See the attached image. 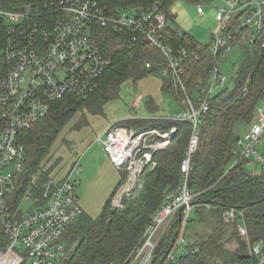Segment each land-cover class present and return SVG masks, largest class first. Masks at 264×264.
Segmentation results:
<instances>
[{"label":"built area","instance_id":"1","mask_svg":"<svg viewBox=\"0 0 264 264\" xmlns=\"http://www.w3.org/2000/svg\"><path fill=\"white\" fill-rule=\"evenodd\" d=\"M21 1L10 9L0 0V50L4 61L0 70V226L7 237L0 247V264H68L74 250L67 242L66 232L83 213L76 191L82 165L75 160L64 175H53L42 182L40 173H36L27 184L25 133L45 118L55 102L66 96L87 98L98 88L99 79L111 63L97 42L102 29L125 34L130 42H148L162 51L168 58V69L161 71L164 75L172 73L175 85L184 92L187 90L181 65L188 53L181 49L175 56L173 49L163 41L164 31L172 24V19L160 1L145 10L130 5L115 13L107 11L100 0ZM218 1L222 3L212 6L217 27L211 52L217 55L222 48L225 51L232 48V35L224 32L238 14L239 30L250 29V43L254 42L264 30V0ZM196 9L204 15L202 3L197 4ZM152 64L147 61V68ZM225 81L216 67L200 105L188 94L182 98L188 106L172 118L190 120L193 124L190 144L181 164L182 180L176 189L167 190L164 204L155 211L143 238L123 264H154L157 245L162 240L161 263L171 244H165L171 221L181 208L184 209L178 235L162 262L176 264L180 255L191 253L187 245L183 248L181 244H186L188 220L192 219L198 194L189 187L192 156L199 146L201 118L210 108L209 97L214 86H221ZM143 98L138 94L130 108L140 106ZM256 112L250 128L237 137L233 151L235 162L229 169L242 161L249 168L264 167V152L260 150L264 139V105ZM159 131L114 123L98 141L117 169L127 170L130 175L127 183L135 186L154 165L151 166L155 163V153L165 149L178 130L163 134ZM152 135H158L161 141H148ZM32 194L36 196V206L24 213L20 202ZM222 216L227 223L238 221L237 230L242 236H248L241 209L226 207ZM251 254L257 255L264 264L263 244L255 243Z\"/></svg>","mask_w":264,"mask_h":264},{"label":"trees","instance_id":"2","mask_svg":"<svg viewBox=\"0 0 264 264\" xmlns=\"http://www.w3.org/2000/svg\"><path fill=\"white\" fill-rule=\"evenodd\" d=\"M1 1L10 9L17 6L13 5L12 0ZM100 1L111 13L130 5L145 10L155 2H161L172 19V24L164 31L163 41L173 49L175 56L181 49L187 51L188 57L181 65L184 72L182 77L195 104L200 105L206 97L217 63L225 49L222 48L217 55L213 54L212 38L211 42L205 44L199 42L191 33L181 29L175 20V14L169 10L178 1L201 4L207 0ZM239 16L238 14L227 24L224 32L225 35H232V47L241 43L242 38L249 40L251 34L250 29L239 30ZM97 42L112 60L99 79L98 88L87 98L66 96L55 102V107L37 123V129L31 130L36 124L25 133L24 139L28 148V165L25 171L27 184L32 182V175L36 173H40L41 182L53 176V172H50L53 167L44 171L45 167L42 165L60 129L79 112L87 110L92 114L102 113L105 104L118 97L124 82L146 77L151 72H160L164 78L163 90L171 93L182 104V89L175 85L172 73L164 75L161 71L162 68L168 69V58L162 51L148 42H130L125 34L103 29ZM246 53L244 61L236 67L232 80L234 86L209 97L210 108L201 118L199 146L193 153L189 172V187L198 193L195 202L202 211L208 212L214 231L189 245L191 253L180 255L176 264H261L258 256L251 254V247L255 243L264 245V167L249 168L245 161L231 169L228 166L234 158L233 151L239 136L237 124L243 121L250 124L259 103L264 100V30L254 42L247 45ZM147 61L153 63L150 68L146 66ZM147 106L152 112L158 108L156 101L151 100ZM163 120L158 122L161 121L165 129L176 126L178 131L171 145L154 155L157 165L147 173L140 197L121 209L113 205L124 179V175L120 173L121 178L104 203L101 214L98 217L83 216L82 223L73 229L75 239L79 237V242L78 246L72 243L74 253L68 264H123L143 238L144 230L155 211L164 204L167 190L179 186L183 176L181 164L190 144L193 124L190 120H179L176 123L167 118ZM144 122L141 121L140 125H144ZM262 150L264 152V147ZM207 202H210L209 206L206 205ZM226 207L242 210L248 230L247 237L237 230L238 221L225 222L222 213ZM201 210L196 213L199 215ZM80 218L69 227L70 230ZM175 224L169 228L165 244L171 243L178 233L179 221ZM229 230H232L230 238L227 237ZM6 238L0 226V247L4 246ZM231 240L237 242L235 249L224 245L225 241ZM162 257L161 252L156 256L154 264H160Z\"/></svg>","mask_w":264,"mask_h":264},{"label":"rangeland","instance_id":"3","mask_svg":"<svg viewBox=\"0 0 264 264\" xmlns=\"http://www.w3.org/2000/svg\"><path fill=\"white\" fill-rule=\"evenodd\" d=\"M12 1L15 6L18 3H22L21 0ZM218 3L221 4L222 2H217V0L203 1L202 4L204 5L205 11L204 15H200L198 13L196 3H188L186 1L176 2L172 7H170L169 12L177 11L179 15L187 16L186 20L188 18L187 22L190 21V27L189 29H185L188 30L199 42L207 43V41L210 40L211 33L217 27L212 6L218 5ZM186 20L183 19V23ZM251 36L252 35L250 34L249 37ZM250 41L251 38H249V41L242 38L241 43H237L231 49L224 51L222 57H220V60L217 63V67L225 76L226 81L221 86L218 84L214 86L212 96L218 95L224 89L228 87L232 88L234 86L232 80L237 69L236 67L240 66L244 61L247 54V45ZM104 54L111 62V57H108L106 52H104ZM3 63V52L0 50V70ZM163 80V74L156 71L151 72L146 77L124 82L121 85V91L118 97L109 100L105 104L102 113L92 114L90 111L85 110L75 114L74 118L62 129H60L59 135L52 143L50 152L46 156L43 162L44 164L42 165L45 167L44 171H48V168L53 167L50 171L51 173L53 172L52 175L61 177L69 169L68 166L72 164L73 160H79L82 165V171L79 174L76 191L78 192L79 204L83 207V214L80 216L81 218L79 217V221L71 230L69 229V232L66 234L67 242L70 246H73L72 248H74V245L78 246L79 242V237L77 240L75 239L76 235L72 232L73 229L82 223V219L84 218L83 216L88 215L90 217H98L101 214L104 203L112 194L114 191L113 189L121 178L120 173L124 175V179L118 188L117 194L113 200V205L121 209V207H126V204L130 201L135 202L140 197L147 173L153 170L157 165L156 161L155 163H152L151 166L153 164L154 165L150 167L149 170L142 176V179L138 181L135 186L131 185L132 183H127L130 176L127 170L120 169L119 171L117 169L107 152L104 150V146H102V144L98 141V137L104 134L105 130L114 123H125L131 127L145 130L156 128L157 130H160L159 132L161 134L166 131L173 132L177 129L176 126L170 129H165L164 125L161 124L162 122H158L159 119H155L149 115L150 110L148 109L147 103L151 98L158 104V108L154 112V115L161 118L167 116L177 117L188 106L187 102H183L182 105L180 101L176 100L171 93H166L163 90ZM186 90L187 92L182 90L181 99L185 97V94L190 96L187 87ZM138 94H142L144 96L141 105L136 106L134 109H130V106L133 104V99ZM261 105H264V100L259 103V106ZM133 116L143 118L144 120L135 121V119H132ZM256 116L257 115H255L251 123L255 121ZM167 119H171L170 121L175 123L179 121L173 119L172 117ZM141 121H145L146 123L144 122V125H140ZM251 123L248 124L243 121L237 124L236 127L239 136L250 128ZM38 126L39 125L37 124L31 130H35ZM175 135L172 136L171 141ZM148 138V141H161L158 135H152ZM261 141L262 146L260 147V150L264 147L263 139ZM170 143L166 148L171 145ZM163 149L160 151H163ZM234 162L235 158L231 160L228 168H230ZM258 169H260L259 166ZM127 187H129L130 190L126 189ZM35 201L36 196L32 194L30 198L23 199L20 202L19 207L24 213H27L36 206ZM209 204L206 203L207 206H209ZM199 210H201V207L196 202L191 216L192 219L188 220L186 244L184 242L181 244V247L183 248L185 245L189 248V245L195 244L196 241L201 239V236L214 231L212 228L213 223L209 220L208 212L201 210L198 215L196 212ZM177 221H180L179 214L171 221L170 228L176 225L177 223L175 224V222ZM229 231L230 232L227 237L231 235L232 230ZM224 245L228 248L235 249L237 247V242L235 240L225 241Z\"/></svg>","mask_w":264,"mask_h":264},{"label":"crops","instance_id":"4","mask_svg":"<svg viewBox=\"0 0 264 264\" xmlns=\"http://www.w3.org/2000/svg\"><path fill=\"white\" fill-rule=\"evenodd\" d=\"M171 12H173V14H175V16H176V18H175V20H176V22H177V24L179 25V26H181V29L183 30V31H187V32H189L188 30H186L185 28H187V29H189V25H190V21L189 22H187L188 21V18H187V20H186V17L187 16H183V15H179V13L176 11H171ZM183 19L184 20H186V21H184V23H183ZM190 33V32H189ZM213 34H214V31L211 33V37H210V40L209 41H207V42H211V38H212V36H213ZM206 43V42H205ZM205 43H203V44H205ZM149 100H151V101H155L154 99H149ZM157 103V102H156ZM182 104H183V102H182ZM158 105V104H157ZM131 107V106H130ZM131 109V108H130ZM183 112V111H182ZM149 115H151V117H153V118H155V119H159V120H162L163 118H170V117H176V116H167V117H163V118H161V117H158L157 115H154V112H152V111H150V114ZM157 117V118H156ZM128 120V119H127ZM139 120H144L143 118H139ZM119 182V181H118ZM117 185V184H116Z\"/></svg>","mask_w":264,"mask_h":264},{"label":"water","instance_id":"5","mask_svg":"<svg viewBox=\"0 0 264 264\" xmlns=\"http://www.w3.org/2000/svg\"><path fill=\"white\" fill-rule=\"evenodd\" d=\"M207 203L209 204L210 202H207ZM183 209H184V208H181L180 211H179L180 223H181V221H182V212H183ZM177 235H178V233L175 235V237L173 238L171 244L169 245V248L166 250V255L164 256V258L162 259V261L165 259V257L167 256V254H168L169 251L171 250L172 245H173V243L175 242ZM162 245H163V241L161 240V241L159 242V244L157 245L156 254H160V253H161V250H162V248H163ZM162 261H161L160 264H163Z\"/></svg>","mask_w":264,"mask_h":264}]
</instances>
